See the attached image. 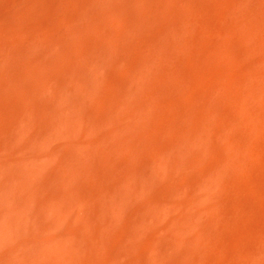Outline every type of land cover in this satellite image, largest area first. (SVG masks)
Returning a JSON list of instances; mask_svg holds the SVG:
<instances>
[{
	"label": "bare ground",
	"instance_id": "6f19581e",
	"mask_svg": "<svg viewBox=\"0 0 264 264\" xmlns=\"http://www.w3.org/2000/svg\"><path fill=\"white\" fill-rule=\"evenodd\" d=\"M0 264H264V0H0Z\"/></svg>",
	"mask_w": 264,
	"mask_h": 264
}]
</instances>
